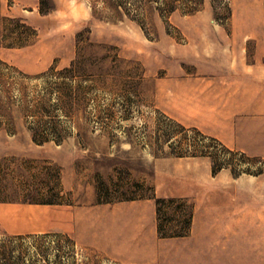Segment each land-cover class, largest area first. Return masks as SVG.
I'll list each match as a JSON object with an SVG mask.
<instances>
[{
    "label": "rangeland",
    "instance_id": "rangeland-1",
    "mask_svg": "<svg viewBox=\"0 0 264 264\" xmlns=\"http://www.w3.org/2000/svg\"><path fill=\"white\" fill-rule=\"evenodd\" d=\"M18 254L264 264V0H0V260Z\"/></svg>",
    "mask_w": 264,
    "mask_h": 264
},
{
    "label": "trees",
    "instance_id": "trees-1",
    "mask_svg": "<svg viewBox=\"0 0 264 264\" xmlns=\"http://www.w3.org/2000/svg\"><path fill=\"white\" fill-rule=\"evenodd\" d=\"M11 257H14V258H11ZM23 258L24 257L22 254H18L17 256L10 255V257L4 256L3 258H1L0 264H18L22 262Z\"/></svg>",
    "mask_w": 264,
    "mask_h": 264
}]
</instances>
